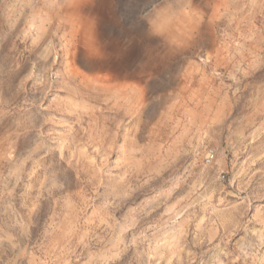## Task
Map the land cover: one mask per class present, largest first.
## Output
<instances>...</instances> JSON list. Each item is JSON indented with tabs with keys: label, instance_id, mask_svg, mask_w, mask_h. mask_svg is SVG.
Masks as SVG:
<instances>
[{
	"label": "clouds",
	"instance_id": "clouds-1",
	"mask_svg": "<svg viewBox=\"0 0 264 264\" xmlns=\"http://www.w3.org/2000/svg\"><path fill=\"white\" fill-rule=\"evenodd\" d=\"M0 264H264V0H0Z\"/></svg>",
	"mask_w": 264,
	"mask_h": 264
}]
</instances>
